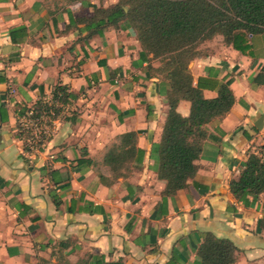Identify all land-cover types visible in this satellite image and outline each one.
I'll list each match as a JSON object with an SVG mask.
<instances>
[{"label":"crops","instance_id":"1","mask_svg":"<svg viewBox=\"0 0 264 264\" xmlns=\"http://www.w3.org/2000/svg\"><path fill=\"white\" fill-rule=\"evenodd\" d=\"M98 1L0 0V264L54 262L52 251L69 264L92 262L90 255L195 264L204 232L233 243L232 264H264V192L244 204L229 190L248 153L264 144V84L250 81L264 64V33L250 36L244 52L218 36L190 62L194 85L199 77L230 80L234 102L204 124L197 171L170 195L151 155L169 110L167 83L139 57L131 28L99 34L87 24L112 3ZM58 87L77 95L69 104L79 114L53 119L32 150L17 122ZM202 92L217 94L211 85ZM176 111L188 116L190 102L180 99ZM130 131L142 162L106 184L103 157Z\"/></svg>","mask_w":264,"mask_h":264},{"label":"trees","instance_id":"2","mask_svg":"<svg viewBox=\"0 0 264 264\" xmlns=\"http://www.w3.org/2000/svg\"><path fill=\"white\" fill-rule=\"evenodd\" d=\"M87 24L93 25L99 34L108 26L131 28L141 48V60L150 61L149 54L160 58L161 66L153 70L148 65V68L159 72L166 81L169 110L160 141L152 145L151 155L157 161L158 177L166 182L165 194H174L197 171L194 161L199 156L201 140L206 136L204 124L224 116L234 102L230 80L218 83L199 77L196 85L193 84L189 64L199 57L196 47L204 39L220 34L226 44L244 52L249 47L247 39L250 36L264 33V0H118L107 7L95 8V15ZM250 81L264 84V64ZM208 85L216 89L213 98L203 95L202 89ZM60 97L66 101L77 95L67 93L62 87L55 88L53 101ZM180 99L190 102L188 116L176 111ZM31 110L34 113V109ZM18 137L22 140L21 134ZM136 138L137 132H125L119 135L117 143L108 147L103 164L109 167L112 179L101 176L103 182L110 184L119 177L128 176L132 167L142 162L143 150L136 146ZM263 152L264 144L250 151L238 176L229 181L231 194L244 204L249 196L255 199L264 192ZM235 252L236 247L230 240L204 232L195 264H232ZM52 256L54 262L41 259V263L69 264L61 252L52 251ZM88 257H93V261H80L79 264H115L103 261L99 255Z\"/></svg>","mask_w":264,"mask_h":264},{"label":"rangeland","instance_id":"3","mask_svg":"<svg viewBox=\"0 0 264 264\" xmlns=\"http://www.w3.org/2000/svg\"><path fill=\"white\" fill-rule=\"evenodd\" d=\"M117 1L118 0H106V3L112 2L111 4H113ZM98 4L102 5V0H99ZM218 36H221L223 43L226 44L223 36L220 34L214 35L213 37L208 39H204L196 47V51L199 57L208 53L212 46H210L209 44H212L214 42L217 43L220 41ZM149 57V66L153 68V70L161 66L160 58H153L152 54H149ZM153 70H151V72L159 74V72H155ZM78 94L79 96H81L82 92H79ZM41 101V103H37L35 106H33V115L29 113L27 115L28 118H30L29 116L37 117V123H31L26 119H22L21 121L17 122V128L15 126L17 134H21L22 140L27 143L32 150H35L37 147L42 146V144L45 142V139L47 137V134L45 133V125L50 127L52 125L53 119L56 120L58 118H63L72 113L79 114L78 111L75 110V108L72 109L73 107L70 105L71 103L69 104V99L63 101V99H61L60 97L53 101L52 96L48 95L47 98H44ZM27 117L25 116V118Z\"/></svg>","mask_w":264,"mask_h":264},{"label":"built area","instance_id":"4","mask_svg":"<svg viewBox=\"0 0 264 264\" xmlns=\"http://www.w3.org/2000/svg\"><path fill=\"white\" fill-rule=\"evenodd\" d=\"M28 113L33 115V111L32 110H30ZM28 113L25 115L26 117H27ZM25 116H24L23 120L26 119V120L30 121L31 123H37V121H38L37 117L29 116L30 118L27 117L28 118L27 119V118H25ZM48 128L49 127L47 125H45V133L47 134V136H48V133H49L48 132ZM263 156H264V152H263Z\"/></svg>","mask_w":264,"mask_h":264},{"label":"water","instance_id":"5","mask_svg":"<svg viewBox=\"0 0 264 264\" xmlns=\"http://www.w3.org/2000/svg\"><path fill=\"white\" fill-rule=\"evenodd\" d=\"M262 119H263V118H259L258 123L255 124V126H256L258 129H261V128H262Z\"/></svg>","mask_w":264,"mask_h":264}]
</instances>
